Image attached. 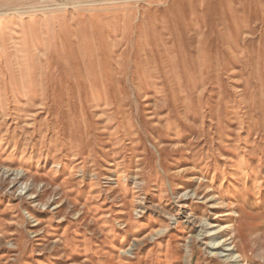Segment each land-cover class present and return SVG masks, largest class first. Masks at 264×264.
<instances>
[{
  "label": "rangeland",
  "instance_id": "1",
  "mask_svg": "<svg viewBox=\"0 0 264 264\" xmlns=\"http://www.w3.org/2000/svg\"><path fill=\"white\" fill-rule=\"evenodd\" d=\"M0 264H264V0H0Z\"/></svg>",
  "mask_w": 264,
  "mask_h": 264
},
{
  "label": "bare ground",
  "instance_id": "2",
  "mask_svg": "<svg viewBox=\"0 0 264 264\" xmlns=\"http://www.w3.org/2000/svg\"><path fill=\"white\" fill-rule=\"evenodd\" d=\"M220 245V244H219ZM219 245L217 247H219ZM227 250H230V249H227Z\"/></svg>",
  "mask_w": 264,
  "mask_h": 264
}]
</instances>
